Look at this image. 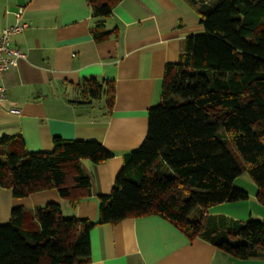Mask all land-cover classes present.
Wrapping results in <instances>:
<instances>
[{"label": "trees", "instance_id": "1", "mask_svg": "<svg viewBox=\"0 0 264 264\" xmlns=\"http://www.w3.org/2000/svg\"><path fill=\"white\" fill-rule=\"evenodd\" d=\"M97 41L115 30L104 19L121 0H88ZM203 30L186 37L176 63L164 68L159 102L147 112L141 145L123 154L108 195L98 196V219L65 216L50 202L29 212L12 209L0 222V264H86L98 224L155 215L188 239L200 237L233 258H264V221L209 210L245 200L234 186L247 171L264 205V0H185ZM84 99L105 97L109 82L85 80ZM113 153L97 140L54 136L51 152H30L23 137L0 138V187L14 197L57 189L73 207L91 195L82 159L99 164Z\"/></svg>", "mask_w": 264, "mask_h": 264}, {"label": "crops", "instance_id": "2", "mask_svg": "<svg viewBox=\"0 0 264 264\" xmlns=\"http://www.w3.org/2000/svg\"><path fill=\"white\" fill-rule=\"evenodd\" d=\"M20 8L30 27L12 41L24 57L0 76L8 92L0 103V138L21 136L30 152H51L54 136L97 140L113 156L99 164L81 160L91 195L76 207L57 189L17 198L0 187V222L8 223L15 207L34 212L50 202L60 203L65 216L97 220L98 196L110 193L123 154L146 137L165 66L177 62L186 37L203 30L199 15L185 0H121L103 23L115 34L97 41L88 0H0V33L17 22ZM88 79L113 84L111 108L104 96L81 100ZM90 240L86 264H264V258H233L200 237L188 239L155 215L98 224Z\"/></svg>", "mask_w": 264, "mask_h": 264}, {"label": "rangeland", "instance_id": "3", "mask_svg": "<svg viewBox=\"0 0 264 264\" xmlns=\"http://www.w3.org/2000/svg\"><path fill=\"white\" fill-rule=\"evenodd\" d=\"M234 186L244 190L248 197L237 202H225L209 210L210 214H225L236 219H259L264 221V205L257 199V186L247 171H243L234 180Z\"/></svg>", "mask_w": 264, "mask_h": 264}, {"label": "built area", "instance_id": "4", "mask_svg": "<svg viewBox=\"0 0 264 264\" xmlns=\"http://www.w3.org/2000/svg\"><path fill=\"white\" fill-rule=\"evenodd\" d=\"M17 22L13 25L2 29L0 33V76L3 71L9 69L17 64L20 58L24 57L23 51L12 44L13 38L24 32L30 27V22L23 18V9L20 8L16 12ZM8 97L6 87L0 83V103L5 101ZM13 113H18L19 109H10Z\"/></svg>", "mask_w": 264, "mask_h": 264}]
</instances>
